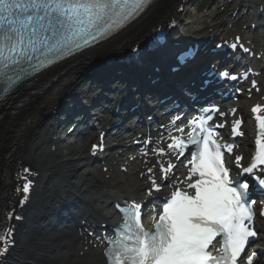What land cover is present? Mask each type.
Returning <instances> with one entry per match:
<instances>
[{"label":"snow or ice","instance_id":"6c2138e0","mask_svg":"<svg viewBox=\"0 0 264 264\" xmlns=\"http://www.w3.org/2000/svg\"><path fill=\"white\" fill-rule=\"evenodd\" d=\"M151 3L152 0H0V112L3 105L14 101L28 85L34 86L46 70L114 36L144 13ZM131 53L139 58L142 49L133 47ZM216 74L214 68L208 73ZM218 75L236 79L226 70ZM209 82L205 80L204 84ZM183 90L191 91L190 88ZM257 111L259 106L253 108V112ZM179 119L176 116L171 123L175 125ZM257 120L258 127L264 130V118L257 117ZM204 123L206 121L200 122L199 133L193 129L188 134L187 141L170 136L171 143L167 146L168 153L179 160L189 144L197 145L186 165H190L186 186L191 191L177 188L172 192L158 219L153 217V232L144 229L139 204L133 203L127 209L117 205L123 220L104 252L108 264H254L257 253L246 252L250 238L258 235L253 227L255 201L247 200L250 185L247 181L234 183L230 179L221 145L213 138L214 129L204 128ZM239 124L237 120L233 133H237ZM177 130L184 131L183 128ZM194 133L197 137L203 135L194 139ZM261 135L264 131L258 132L256 155L250 166L242 168L241 175L249 174L264 189V169L259 175H253L258 165H264ZM98 147L103 145H93V151ZM224 148L232 153L231 144ZM152 151L157 156L166 155L162 147ZM241 160V156L235 157L237 167H241ZM157 163L161 178L166 180L175 165L169 162L165 167L160 160ZM148 172L152 173L153 168ZM23 173L25 175L18 174V179L24 183L16 188L17 193H23L19 200L21 207L29 199L32 187L29 177L33 175L28 168H24ZM148 179L152 185L148 195H151L153 190H160V185L151 175ZM260 215L264 216V211ZM7 218L20 221L22 216L9 212ZM15 230L13 225L0 234V258L14 245Z\"/></svg>","mask_w":264,"mask_h":264},{"label":"bare ground","instance_id":"6f19581e","mask_svg":"<svg viewBox=\"0 0 264 264\" xmlns=\"http://www.w3.org/2000/svg\"><path fill=\"white\" fill-rule=\"evenodd\" d=\"M164 2V0H159ZM160 2L155 4L150 10L149 14H146V24L148 21H153L156 8L160 6ZM136 28L129 29L124 35V44L127 45L128 41L134 37L136 40ZM122 35V36H123ZM121 36V37H122ZM109 43V42H106ZM105 47L103 44L87 50L82 54L77 55L72 58L63 66H59L56 70H48L42 73L39 78L35 81L34 86L29 85L25 89L24 95H28L30 92L35 91V93L29 94L25 103L17 107V110L13 114L5 113L2 119H0V153H10L9 162L7 164L13 165L14 159L18 158V154H22L24 157L30 155V157H35V162L40 161V157L36 150L28 146V142L37 141V138L33 136V132L37 125L44 119L43 115L45 111L50 108V106L55 102V100L63 93V89L67 81L75 78L76 74L82 70L87 64L85 61L90 55L98 53V51ZM83 66V67H81ZM5 105H3L4 109ZM1 113V112H0ZM24 145L22 148L20 145ZM83 144V143H82ZM76 151L73 153V151ZM71 158H63V160L56 166L45 169V173L41 179V188L45 189L49 187L48 190H44L43 203L47 199H51L55 196L50 191L52 187L66 188L69 192L76 191L78 195L84 198L85 194H88V200L93 198L92 189L93 186L101 182L99 181L101 173L92 175L88 174L85 176H78V165L85 160V151L78 145H73L71 147ZM11 159V161H10ZM50 160V155L43 157V161ZM126 159H121V163L116 166H112L108 169V174H110L111 179L109 183H117L118 190L125 195L130 194H141L144 187L145 177L140 179L142 164H127L129 171L127 173H122L118 170V165H124ZM85 162V161H84ZM14 168L8 169V172H16ZM6 173V172H5ZM3 175V174H2ZM0 175V176H2ZM120 178H116L117 176ZM3 182L0 181V199L6 200L8 196L7 185L9 184V179L3 176ZM77 179V182H70L67 180ZM123 181L124 185L121 184ZM119 182V183H118ZM108 182H104L105 189L108 190ZM83 190V191H82ZM50 192L45 195L44 192ZM64 191V190H63ZM115 195L113 188L109 187L108 195H100L102 198H110ZM75 201L79 199L78 197L72 195ZM87 196H85L86 198ZM87 199V198H86ZM10 200V199H9ZM1 201V200H0ZM107 202V200H105ZM82 206H88L89 203L84 201L80 203ZM4 207L5 204H4ZM4 207L0 209V219L3 216ZM41 206L36 205L35 209L31 212L29 217L28 227L26 232L21 236L19 242V248L13 253L12 259L7 264H101L102 261L99 258V250L92 249L89 252L82 251V244L85 241V235L81 233L75 235H67L64 230L57 229L52 226L54 222L53 218H45L41 215ZM2 212V213H1ZM1 222V220H0ZM89 240V238H88ZM87 240V241H88ZM263 245V241L261 242ZM87 245V244H86ZM85 245V246H86Z\"/></svg>","mask_w":264,"mask_h":264}]
</instances>
